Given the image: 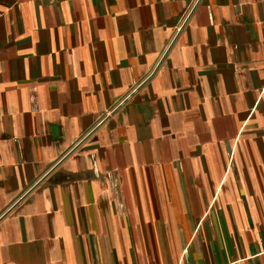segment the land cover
I'll return each instance as SVG.
<instances>
[{
	"label": "crops",
	"instance_id": "0c3cea01",
	"mask_svg": "<svg viewBox=\"0 0 264 264\" xmlns=\"http://www.w3.org/2000/svg\"><path fill=\"white\" fill-rule=\"evenodd\" d=\"M0 264H264V0L0 11Z\"/></svg>",
	"mask_w": 264,
	"mask_h": 264
},
{
	"label": "rangeland",
	"instance_id": "374dc122",
	"mask_svg": "<svg viewBox=\"0 0 264 264\" xmlns=\"http://www.w3.org/2000/svg\"><path fill=\"white\" fill-rule=\"evenodd\" d=\"M16 0H0V11L14 3Z\"/></svg>",
	"mask_w": 264,
	"mask_h": 264
}]
</instances>
